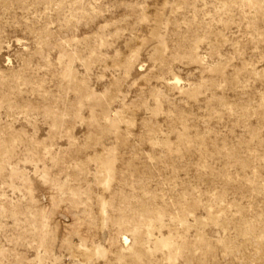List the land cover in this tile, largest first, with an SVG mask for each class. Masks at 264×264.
Wrapping results in <instances>:
<instances>
[{"label": "rangeland", "instance_id": "obj_1", "mask_svg": "<svg viewBox=\"0 0 264 264\" xmlns=\"http://www.w3.org/2000/svg\"><path fill=\"white\" fill-rule=\"evenodd\" d=\"M0 264H264V0H0Z\"/></svg>", "mask_w": 264, "mask_h": 264}]
</instances>
